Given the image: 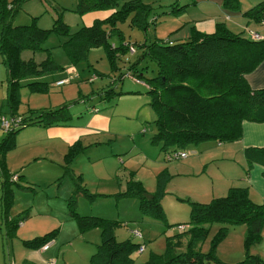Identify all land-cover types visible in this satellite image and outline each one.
I'll return each mask as SVG.
<instances>
[{"label":"rangeland","instance_id":"374dc122","mask_svg":"<svg viewBox=\"0 0 264 264\" xmlns=\"http://www.w3.org/2000/svg\"><path fill=\"white\" fill-rule=\"evenodd\" d=\"M46 1L69 9L75 6L73 0ZM185 1L141 0L142 4L153 7ZM218 3L221 1L203 0L198 5L207 4L208 8L201 10L200 6H190L187 8V15L174 16V20L159 16L156 25L150 24L146 31L132 26L129 18L118 22L117 27L125 40L133 46L135 43L151 40L153 36L181 40L189 36L191 26L197 32L205 29L201 26L203 24L211 31L218 28L217 24H224L234 35L250 39L251 35L258 34L264 38V20L257 23L251 17L240 14L258 4L264 7V0H239L241 10L237 11L238 15H231L230 18L218 9ZM195 8L205 15L197 12ZM33 17L37 27H51V15L44 12L39 0L25 2L15 13L13 25L29 24ZM183 19L188 23L183 29L176 30L180 26L178 21ZM204 19L206 20L202 23L195 22ZM63 22L71 30L86 25L84 16L68 11L63 14ZM66 41L65 36L50 34L45 47L50 49L52 59L60 67V72L68 79V83L61 87L24 86L20 90L19 114L27 113L28 110L61 108L71 116V122L61 128L64 132L23 130L15 139V147L8 151L5 157L6 167L11 173L18 171L23 174L17 178L16 185L24 188L11 185L15 197L8 215L14 219L24 211L29 213V217L17 228L16 235L19 239L9 240L3 246L7 264H15L13 251H17V259L32 252L22 253L21 241L24 238L38 234L42 237L54 230H57L56 235H60L62 251H59L58 247L50 250L48 253L53 255V258L46 264H89L91 256L100 244V230H80L75 217L69 216L67 207L68 199L77 183L74 179L79 176L80 183L87 193L95 197L79 196L76 201V214L117 223V241L129 240L143 247V252L139 253L137 250L131 254L132 264H146L152 258L164 259L168 239L176 244L177 252H183L187 241L177 226H186L188 223L189 203L207 204L213 199L226 196L231 188L228 179L234 174L232 167H237L240 161L241 164L244 163L242 156L240 157L232 142L221 146H216L217 143L214 142H205L185 149L188 158L169 160L159 145H153L151 142L155 134V115L148 106L143 84H135L126 77L121 85L112 88L114 92H138L139 95L120 96L110 102L103 100L100 93L118 77L119 71H111L103 48H93L87 52L85 58L71 60L65 50ZM129 55L125 58L135 60V56ZM28 56V53H24L23 59ZM36 56L37 60L43 58L42 54ZM125 65L127 64L124 62H117V68L121 70H125L122 69ZM144 65L146 64L142 66ZM147 67L146 76L151 77L155 73L154 66L148 63ZM56 76H46L40 80L47 84ZM258 77L264 78V73ZM254 79L259 80L257 76ZM6 92V73L0 65V107L6 98ZM112 108L113 111H110ZM1 136L0 131V138ZM76 141L77 143H74ZM72 142L76 151L70 154ZM75 152L80 153L75 156ZM67 155H70L68 159ZM68 160L70 162L67 164ZM201 160L204 161L200 163ZM186 163H194L193 171H183V165ZM131 178L141 183L147 193L152 194L157 192L159 181L164 178L160 201L162 217L151 213L142 214L136 198L117 195L124 193ZM233 184L238 185L236 182ZM220 227L221 225L215 224L211 226L201 251L207 253L212 249L217 260L223 264L242 262L246 254L244 240L248 227L244 224L227 226L225 235L214 244ZM136 231L141 237L134 236ZM247 252L264 262V221L259 241L252 244Z\"/></svg>","mask_w":264,"mask_h":264},{"label":"trees","instance_id":"16d2710c","mask_svg":"<svg viewBox=\"0 0 264 264\" xmlns=\"http://www.w3.org/2000/svg\"><path fill=\"white\" fill-rule=\"evenodd\" d=\"M27 1L29 0H0V65L5 69L7 91L0 107V131L3 134L0 140V211L3 224L10 232H15L28 212L25 211L14 219L8 215L14 200L11 185H16L17 178L23 176L21 172L8 171L5 162L8 151L15 147V139L23 130L33 127H65L71 122V116L61 108L28 110L24 114L18 112L22 87L56 86L57 82L68 80L52 59L50 49L45 47L50 34L67 38L65 50L73 61L85 58L93 48L105 50L111 71L118 70L119 75L100 93L103 100L110 102L120 96L139 95L138 92H114L112 88L121 85L126 77L135 84H143L148 106L155 115V134L151 142L159 145L167 157L171 156V160H175L174 153L200 143L225 144L239 141L242 137V124L245 122L264 123V89L253 90L246 80L264 62V38L258 34L257 39H246L232 34L224 24H217L218 28L211 34L196 32L191 26L187 38L170 40L153 36L151 40L135 43L133 46L125 40L117 27L118 22L129 18L132 26L146 31L150 24L156 25L159 16L171 19L176 15L181 16L180 13H186L188 7L195 6L200 0H186L158 7L144 5L141 0H73L75 6L71 9L39 0L44 12H49L52 18L51 27L47 29L37 27L34 17L29 24L13 25L15 13ZM220 1V9L227 18L240 11L239 0ZM157 8L160 11L157 12ZM67 11L84 17L95 13L100 16L89 25L71 30L63 22V14ZM242 12L240 14L251 17L257 23L264 20V7L261 4ZM182 28L180 25L177 30ZM114 39L116 42H113ZM24 53L29 54L28 58L23 59ZM38 54H42L43 58L37 60ZM129 54L135 56V60L125 58ZM118 61L127 64L122 66L125 70L117 68ZM148 63L155 69L151 77L146 76ZM143 64L146 65L142 66ZM54 75L57 76L50 83H42L40 80ZM93 76L96 78L95 74ZM73 151H76L74 144L70 147V154ZM78 154L75 152V156ZM242 154L247 164L243 169V180H246L250 166L264 168V147L245 148ZM69 157L67 155V159ZM69 162L70 160L67 164ZM80 178L74 179L77 183L67 207L69 216L75 217L80 230H100V244L89 264H132L131 254L140 245L129 240L117 241V223L76 214L79 196L95 197L87 193ZM164 182V178H161L157 192L152 194L147 193L141 183L131 178L124 193L117 195L136 198L142 214L151 213L162 217L160 201ZM189 205L188 223L186 226H177L182 227L179 232L186 237L185 250L177 252L176 244L168 239L165 258H152L146 264H223L217 260L212 249L207 253L201 251L213 224L221 225L214 244L225 235L227 226L246 225L248 232L244 240L245 259L238 264H264L258 257L247 252L252 244L259 241L264 221V200L255 203L249 196L248 186L232 187L226 196L213 199L207 204L190 202ZM56 232L24 244L41 248L53 240Z\"/></svg>","mask_w":264,"mask_h":264},{"label":"crops","instance_id":"0c3cea01","mask_svg":"<svg viewBox=\"0 0 264 264\" xmlns=\"http://www.w3.org/2000/svg\"><path fill=\"white\" fill-rule=\"evenodd\" d=\"M201 2H203V0H200L195 6H200L201 10H203V8L205 9V8L209 7V5H207V4H203L202 6L198 5V4H201ZM195 6H193V7H195ZM240 7L241 6L239 4V8ZM219 8H220V3H218V9ZM195 10L199 13L204 14L201 10H198L197 8H195ZM182 13L184 14L183 16L188 14L187 11H186V13H184V12H182ZM182 13H180V14H182ZM236 15H238V13ZM98 16H100V14H97V13L86 15L84 17L86 25L91 24V22L95 18H97ZM176 16H178V15H176ZM186 19H183L182 21H178L179 25H182L183 28L185 27L186 23H188L186 21ZM172 20H174V19H172ZM205 20L206 19L195 20V22L202 23ZM201 26H202V28H205V29L198 31L200 33L211 34L214 32V31H211L210 29H208V27L204 24ZM179 27H177L176 30ZM261 73H264V62L261 63V65L254 72H252L250 75H248L246 77L247 83L249 84L251 89H253V90L264 89V78L258 77L259 74H261ZM255 76H257V78L259 80L254 79ZM110 111H113V109H111ZM61 128L62 127H52V128H48V129H42V128H34L33 127V128H29L27 130H42V131H49V130L56 131V130H58V131L64 132V131H62ZM2 136H3V134H2ZM2 136H1V138H2ZM1 138H0V140H1ZM74 143L72 142V144H74ZM233 144L236 146L235 148H237L238 154H240V157L242 156V158H243V154H242L243 149L264 147V123H248V122L243 123L242 124V137L239 141L234 142ZM221 145L222 144H216V146H221ZM242 160L244 162L243 164H241L242 162L240 161V163L237 164V167L236 166L232 167L234 169L237 168V170L233 169L232 171H234V174L232 176H230V178L231 177H233V178L228 179V181L230 182V185H231L230 187L231 188L232 187H238V185H239V187L248 186L250 198L255 203H260L262 200H264V168L261 166H257V165H252L250 167L248 166L249 171L247 174V179L243 180V175H244L243 169L247 166V164H246L244 158ZM203 161L204 160H201L200 163H202ZM193 165H194V163H186L185 165H183L184 166L183 171L184 170L185 171H190V170L193 171ZM235 182L238 183V185L233 184ZM239 183H241V184H239ZM233 185H235V186H233ZM14 197H15V194H14ZM13 205H14V200H13ZM13 205H12V207H13ZM9 215H10V212H9ZM28 217H29V213H28L26 219ZM9 218H11V217H9ZM17 228H18V226H17ZM17 228H16L14 233L10 232L8 230V228L6 226H4V224H3L1 211H0V264H7V262L5 260V255H4L5 250H3L4 244L5 243L7 244L9 240L19 239L18 236L16 235ZM54 231H57V230H54ZM50 232H48V233H50ZM48 233H46V234H48ZM38 235L33 236V237L29 236L30 238H24L23 241H21V245L23 247L22 253L24 254L26 251H32V252H30L29 255H24V256L21 255L20 258L17 259V257H16L17 251H13L12 258H13L15 264H17V263H20V264H46V263H48V261H51L53 258V255H50L48 253L50 250H53V249L58 247L59 251H62L61 247H62L63 243L60 242V235H56V234H55L53 240H51L52 241L51 248H49L47 251H42L41 248H35L34 246L24 244V242H26V241H31V240L39 237Z\"/></svg>","mask_w":264,"mask_h":264},{"label":"built area","instance_id":"2783aa9c","mask_svg":"<svg viewBox=\"0 0 264 264\" xmlns=\"http://www.w3.org/2000/svg\"><path fill=\"white\" fill-rule=\"evenodd\" d=\"M251 36H252L253 39H257V38H259L258 35H256V34H253V35H251ZM93 78H94V77H93ZM67 82H68V80H62V81H59V82L56 83V86H58V87L64 86ZM188 156H189V155H188L186 152L182 151V152H179V153H174V156H173V157L175 158V160H181V159H186V158H188ZM167 158H168L169 160H171V156H169V157H167ZM177 229H178V230H182V227H178ZM134 236L140 237V234L137 233V232H135V233H134ZM51 245H52V241H49V242L45 243V244L41 247V250H42V251H45V250H47L48 247L51 246ZM138 252H139V253L143 252V247L140 246V248L138 249Z\"/></svg>","mask_w":264,"mask_h":264}]
</instances>
